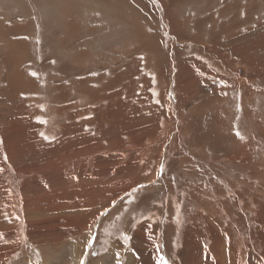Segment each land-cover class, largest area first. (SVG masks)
<instances>
[{"label":"rangeland","instance_id":"374dc122","mask_svg":"<svg viewBox=\"0 0 264 264\" xmlns=\"http://www.w3.org/2000/svg\"><path fill=\"white\" fill-rule=\"evenodd\" d=\"M161 260L264 264V0H0V264Z\"/></svg>","mask_w":264,"mask_h":264},{"label":"bare ground","instance_id":"6f19581e","mask_svg":"<svg viewBox=\"0 0 264 264\" xmlns=\"http://www.w3.org/2000/svg\"><path fill=\"white\" fill-rule=\"evenodd\" d=\"M210 76V75H209ZM211 77V76H210ZM218 247H219V245H218ZM221 247V246H220ZM4 248V247H3ZM230 248V247H229ZM228 248V249H229ZM230 250V249H229ZM232 250V249H231ZM235 250V249H234ZM208 251V250H207ZM226 251H228V250H226ZM232 253V252H231ZM82 254V253H81ZM229 254V253H228ZM72 255L75 257L76 255H77V253L75 252V247H74V245H73V252H72ZM230 255V254H229ZM233 255V254H232ZM209 256V255H208ZM234 257H235V255H234ZM76 258H77V256H76ZM47 259V258H46ZM77 261V260H76ZM77 263V262H76ZM161 264H166L165 263V261H162L161 260Z\"/></svg>","mask_w":264,"mask_h":264}]
</instances>
